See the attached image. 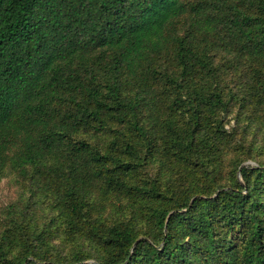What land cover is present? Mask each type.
Segmentation results:
<instances>
[{
    "label": "trees",
    "instance_id": "1",
    "mask_svg": "<svg viewBox=\"0 0 264 264\" xmlns=\"http://www.w3.org/2000/svg\"><path fill=\"white\" fill-rule=\"evenodd\" d=\"M0 264H264V0H0Z\"/></svg>",
    "mask_w": 264,
    "mask_h": 264
},
{
    "label": "rangeland",
    "instance_id": "2",
    "mask_svg": "<svg viewBox=\"0 0 264 264\" xmlns=\"http://www.w3.org/2000/svg\"><path fill=\"white\" fill-rule=\"evenodd\" d=\"M23 186L18 182L16 175H9L0 182V226L2 211L22 194Z\"/></svg>",
    "mask_w": 264,
    "mask_h": 264
}]
</instances>
